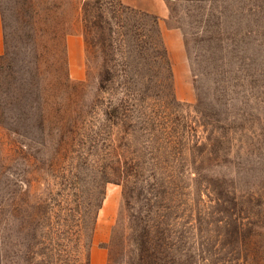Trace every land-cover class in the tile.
I'll list each match as a JSON object with an SVG mask.
<instances>
[{"label":"rangeland","instance_id":"1","mask_svg":"<svg viewBox=\"0 0 264 264\" xmlns=\"http://www.w3.org/2000/svg\"><path fill=\"white\" fill-rule=\"evenodd\" d=\"M114 1L0 0V264H264V0Z\"/></svg>","mask_w":264,"mask_h":264},{"label":"trees","instance_id":"2","mask_svg":"<svg viewBox=\"0 0 264 264\" xmlns=\"http://www.w3.org/2000/svg\"><path fill=\"white\" fill-rule=\"evenodd\" d=\"M34 1V0H33ZM32 0H29V4L27 5L26 9L24 10L27 17L35 22V27H33L34 34L38 35V37H43L44 34H46V29L43 25V22H45V17H43V14L40 12V9L37 4H35ZM37 1V0H35ZM39 5H40V0ZM115 2V1H114ZM109 9L105 8V10H111L114 14L115 19H118V22L127 23L126 19H124L123 14H131L132 16L136 17L137 19H140L141 21H135L137 25H130L129 27V33L131 34V40L134 44H136V52L138 49L142 50L144 53V56L147 58V70L156 73V75L164 73L166 76V80L168 84L171 86V70L169 61L167 58L166 49L163 46L161 37H160V31L157 23V18L154 15L140 12L138 10H134L128 6L122 5L119 0H116L115 3H108ZM54 7V6H53ZM50 9L47 8V11ZM47 16V15H45ZM125 21V22H124ZM117 24V27H120L121 25ZM124 27V26H122ZM140 52V51H139ZM8 55V52H6V48L4 51V54L0 56V59H3ZM168 86V87H170ZM171 89V88H170ZM108 181L104 180V183H107ZM100 208V202L96 204V210ZM144 243V242H143ZM86 264V261H85Z\"/></svg>","mask_w":264,"mask_h":264},{"label":"crops","instance_id":"3","mask_svg":"<svg viewBox=\"0 0 264 264\" xmlns=\"http://www.w3.org/2000/svg\"><path fill=\"white\" fill-rule=\"evenodd\" d=\"M5 51V43H4V31H3V22H2V16H1V10H0V56L4 54ZM99 256V263L98 264H104L105 255L103 251H96ZM94 251H91V264H94Z\"/></svg>","mask_w":264,"mask_h":264}]
</instances>
